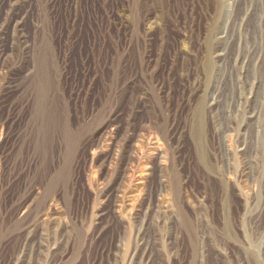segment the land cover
<instances>
[{
  "label": "rangeland",
  "instance_id": "rangeland-1",
  "mask_svg": "<svg viewBox=\"0 0 264 264\" xmlns=\"http://www.w3.org/2000/svg\"><path fill=\"white\" fill-rule=\"evenodd\" d=\"M0 264H264V0H0Z\"/></svg>",
  "mask_w": 264,
  "mask_h": 264
}]
</instances>
